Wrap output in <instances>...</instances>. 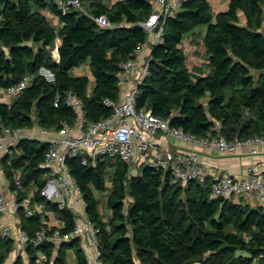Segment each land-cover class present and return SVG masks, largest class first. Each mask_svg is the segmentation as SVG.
<instances>
[{
  "label": "trees",
  "instance_id": "16d2710c",
  "mask_svg": "<svg viewBox=\"0 0 264 264\" xmlns=\"http://www.w3.org/2000/svg\"><path fill=\"white\" fill-rule=\"evenodd\" d=\"M81 2L86 12L71 8L64 14L55 0H0V88L33 75L20 97L0 102V131L36 124L58 130L62 121L74 124L78 115L68 105L69 93L83 101L87 121L112 114L105 100H118L121 64L148 42L147 31L136 23L150 16L153 2ZM43 9L59 16V27ZM100 15L133 25L102 27L93 18ZM203 26L209 68L205 75L189 70L180 47L187 34ZM58 38L60 60L55 61ZM164 38L152 49L151 75L140 86L138 109L170 117L172 126L198 137L220 133L233 141L264 134V0H230L228 9L216 14L209 0H187L166 21ZM43 65L55 71V82L38 75ZM84 66L90 75L75 73ZM50 148V142L24 140L14 151L13 166L7 158L3 163L9 179L13 168L23 169L20 200L34 192L35 200L64 221L62 233H68L76 225L73 210L59 209L39 192L51 174L43 167ZM84 156L80 150L66 164L83 193L87 217L100 228L106 264H264L262 206L212 196L211 178L171 184L169 172L142 165L131 174V165L119 158L90 156L83 164ZM104 205L111 210L108 218ZM19 218L31 238L43 225L41 214L29 217L21 209ZM16 248L13 237L0 236V264H7ZM68 249L79 264L88 263L80 238H74L58 251L50 242L29 244L28 262L19 254L12 264H69Z\"/></svg>",
  "mask_w": 264,
  "mask_h": 264
},
{
  "label": "built area",
  "instance_id": "2783aa9c",
  "mask_svg": "<svg viewBox=\"0 0 264 264\" xmlns=\"http://www.w3.org/2000/svg\"><path fill=\"white\" fill-rule=\"evenodd\" d=\"M60 11L67 13L71 8L85 11L81 0H55ZM187 0H152L153 11L150 16L136 24L143 27L148 33L149 42L139 46L135 50V56L121 64L120 96L118 100L106 99L105 104L113 109L109 117L98 121H87L83 101L75 94H68V105L77 113L78 118L74 124L62 121V127L58 130L40 127L37 124L29 127H5L0 131V166L7 158L10 166H13L12 156L18 145L24 141L50 142L51 148L46 154V163L43 167L51 169L50 176L39 188L40 195L46 202L57 204L59 209L70 207L76 216L75 228L68 233H62L64 221L56 217L55 213L46 209L43 202L34 198V192L20 200L23 189V169L13 168L12 179L8 182L3 179L0 169V236L12 237L11 222L18 226L19 239L25 248L32 244L40 247L50 242L56 251L60 250L64 242H70L74 238L82 240L86 234L89 238L91 254L84 251L87 264H106L102 257L100 245V228L97 227L86 215L83 193L77 180L71 175L67 167V159L74 157L80 150L84 151L83 164H87L88 157H111L133 165V162H141V165L150 166L158 171L170 173V183L188 185L195 179L211 178L212 196L222 199H231L235 196L247 200L255 195L264 208V172L258 171L256 165H250L246 174L237 177L228 173H220L218 170L201 162L195 146L188 150L180 149L175 152L160 146L156 140L159 133L175 136L183 142L202 144L207 148L222 151L228 159L239 154L238 149L249 146L250 154L259 152L258 146L264 145V134L247 139L227 140L222 134H208L198 137L182 127L171 125V118L155 115L150 109L137 108V96L140 86L151 75L150 62L152 60L153 47L164 43V25L166 21L174 17L183 2ZM56 27L60 26L59 16L47 9L41 11ZM93 17V16H92ZM96 22L106 28L124 27L133 25L129 22L113 23L106 15L93 17ZM60 39L54 47V59L60 60L58 53ZM148 47L150 51L144 53ZM38 75L48 82L56 81L55 71L46 65L38 70ZM132 79V85L125 91L122 83ZM33 81V75L24 77L17 84L4 89L10 102L20 97L25 89ZM59 99L55 105L58 106ZM222 123L218 122L215 129L219 131ZM56 135H55V134ZM14 185V187H13ZM23 209L26 215L33 217L41 214L43 225L34 237H30L23 230L20 223L19 211ZM17 223V224H16ZM83 248V247H82ZM16 255L20 254L16 248ZM39 261L44 263L45 255L38 253ZM13 261V260H12ZM8 262L7 264H12ZM79 264V263H78Z\"/></svg>",
  "mask_w": 264,
  "mask_h": 264
},
{
  "label": "crops",
  "instance_id": "0c3cea01",
  "mask_svg": "<svg viewBox=\"0 0 264 264\" xmlns=\"http://www.w3.org/2000/svg\"><path fill=\"white\" fill-rule=\"evenodd\" d=\"M117 1L119 0H105V3L109 4L110 6H113ZM209 2L211 4L213 12L216 14L221 11L227 10L229 7L230 0H209ZM206 31H207L206 26L198 27L195 30H193L191 33L187 34L184 37L182 43L180 44V47L184 50L185 54L187 55V66L189 70L202 72L204 75L209 72V68L206 66L208 62L207 48L205 47L204 44V37L206 35ZM148 51L150 50L148 47H146L144 49V53L146 54L148 53ZM85 67L87 68L85 73H81L83 67L76 69L75 73L90 75L88 66ZM132 83H133L132 79L126 80L125 83H122L124 86V90L126 91L128 89V86L132 85ZM0 102H7V103L10 102L4 89L2 88H0ZM156 140L160 146L166 149H171L175 152H178L180 149L186 151L189 148H191V146H195L200 161L209 164V166H212L222 174L228 173L237 177H241L246 174L247 168L253 163L256 165L258 171L264 172V145L258 146L259 152L256 153L255 155L250 154L251 148L249 146L239 148L238 149L239 154L235 155L231 159H228L225 156V154L218 149L207 148L204 147L202 144L194 145L192 143H186L175 136L159 133L156 137ZM140 166L142 165H139L138 167ZM138 167L131 165L130 172L131 171H133V173L136 172ZM0 169L2 171L3 179H5V181L8 182L7 172L5 166L4 165L2 166V162ZM112 185L113 182L111 181V179H109V181H107L108 189H111ZM244 201L249 203L253 207L261 206L260 201L255 195L250 196L247 200L244 199ZM84 235L85 237L81 240V245L84 251L91 254L89 238L86 234ZM67 255H68L69 264H78L73 249H68Z\"/></svg>",
  "mask_w": 264,
  "mask_h": 264
},
{
  "label": "rangeland",
  "instance_id": "374dc122",
  "mask_svg": "<svg viewBox=\"0 0 264 264\" xmlns=\"http://www.w3.org/2000/svg\"><path fill=\"white\" fill-rule=\"evenodd\" d=\"M148 42H149V40H148ZM148 42H147V43H148ZM86 70H87V68L84 66L83 69H82V71H81V73H85ZM77 72H78V71H77ZM192 72H193V71H192ZM139 165H141V162H139V161H137V162H136V161L133 162V166L138 167ZM131 170H132V169H131ZM130 173L133 174V171H131ZM108 181H109V180H108ZM238 198H239V196H235V197H234L235 200H239ZM241 200L244 201L243 198H241ZM102 211L104 212L106 218H108L109 215L111 214V210H109V209L107 208L106 205L103 206V210H102ZM0 223H1L2 225H4L6 222H4V220H3V221L0 220ZM11 228H12V234L14 233V234L12 235V237L16 240L17 247L19 248L20 254L23 256V259H24L26 262H28L29 255H28L27 252H26V248H25L24 243H23L22 241H20V239H19L20 237H19V235H18V233H19L18 226H16L15 224H13V223L11 222ZM88 254H89V253H88ZM15 258H16V253L13 252V254H11V256L9 257L8 262H11V261L14 260ZM8 262H7V263H8Z\"/></svg>",
  "mask_w": 264,
  "mask_h": 264
},
{
  "label": "water",
  "instance_id": "95a60500",
  "mask_svg": "<svg viewBox=\"0 0 264 264\" xmlns=\"http://www.w3.org/2000/svg\"><path fill=\"white\" fill-rule=\"evenodd\" d=\"M197 264H199V263H197Z\"/></svg>",
  "mask_w": 264,
  "mask_h": 264
}]
</instances>
